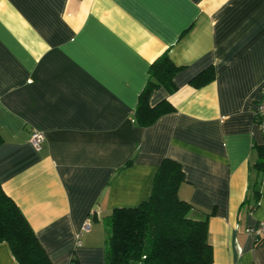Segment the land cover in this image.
Here are the masks:
<instances>
[{"label":"crops","instance_id":"crops-1","mask_svg":"<svg viewBox=\"0 0 264 264\" xmlns=\"http://www.w3.org/2000/svg\"><path fill=\"white\" fill-rule=\"evenodd\" d=\"M165 52L176 89L148 104L173 110L143 127L139 95ZM210 66L212 80L190 83ZM262 89L264 0H0L1 188L52 264H105L103 217L146 200L170 158L178 197L207 220L212 264H264L246 232L264 220ZM0 264H17L6 242Z\"/></svg>","mask_w":264,"mask_h":264},{"label":"trees","instance_id":"trees-1","mask_svg":"<svg viewBox=\"0 0 264 264\" xmlns=\"http://www.w3.org/2000/svg\"><path fill=\"white\" fill-rule=\"evenodd\" d=\"M180 70L162 53L149 68V78L143 87L135 110L140 126L152 124L159 116L173 110L167 100L149 106L150 92L163 87L173 92L175 74ZM210 66L190 83L200 86L212 80ZM2 138L0 135V144ZM253 167L264 172V146L257 148ZM129 159L124 166L131 164ZM179 162L164 158L153 177L149 197L134 207H116L103 217L105 226V264H212V247L207 241V220L193 218V206L180 199L177 190L183 182ZM257 182L254 194H258ZM0 242H6L17 264H52L29 223L0 184Z\"/></svg>","mask_w":264,"mask_h":264},{"label":"built area","instance_id":"built-area-1","mask_svg":"<svg viewBox=\"0 0 264 264\" xmlns=\"http://www.w3.org/2000/svg\"><path fill=\"white\" fill-rule=\"evenodd\" d=\"M255 121L259 128V131L264 135V89H262V95L256 104L255 108ZM30 144L34 149L40 150L44 142V134L39 130H32L30 133ZM89 228V220L85 219L82 224V231H86ZM246 232L252 235L257 242H264V220L256 222L254 225L246 228Z\"/></svg>","mask_w":264,"mask_h":264}]
</instances>
